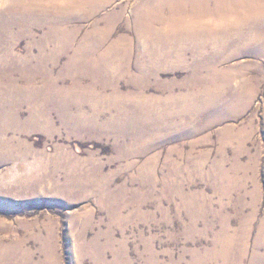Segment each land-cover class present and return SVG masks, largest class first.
I'll list each match as a JSON object with an SVG mask.
<instances>
[{"label":"rangeland","instance_id":"obj_1","mask_svg":"<svg viewBox=\"0 0 264 264\" xmlns=\"http://www.w3.org/2000/svg\"><path fill=\"white\" fill-rule=\"evenodd\" d=\"M165 1L105 0L88 18L69 16L79 28L76 45L112 23L113 68L124 55L117 42L131 43L128 72L115 83L101 79V62L70 61L73 50L54 63L36 62L38 70L28 63V75L39 72L37 103L24 99L20 108L12 99L17 110L11 104L8 112L3 96L16 72L0 64V264H264V0H211L228 11L211 9L202 26L221 29L228 44L217 51L207 43L194 53L186 41L183 59L172 36L190 33L191 16L149 17L142 40L153 45L137 46V12ZM7 4L0 0V13ZM27 43L23 37L7 48L23 53ZM4 48L0 43V54ZM70 66L84 73L61 79ZM141 69L148 70L144 93L133 82ZM172 81L177 93L218 85L217 94L182 116L172 106L137 112V119L118 110L125 101L172 102L165 99ZM56 86H73L71 97L56 95ZM8 115L17 120L4 128ZM129 118L134 125L126 126Z\"/></svg>","mask_w":264,"mask_h":264},{"label":"bare ground","instance_id":"obj_2","mask_svg":"<svg viewBox=\"0 0 264 264\" xmlns=\"http://www.w3.org/2000/svg\"><path fill=\"white\" fill-rule=\"evenodd\" d=\"M1 1L7 2L8 4L2 10L4 14L0 13V31H1L0 43L6 47L2 51V54H0V64L5 65V67L13 66L15 67V70L12 73L16 72L15 73L16 77H13V81L11 82V84H8L10 85L8 93L3 96L4 97L3 105H6V109L8 112L9 110H11L9 106L12 104L11 103L12 99H14V101H16L19 105L21 103L20 108H23V106H25L24 99H26L28 103L36 101L37 91L35 88L36 86L33 85L34 84L33 82L35 78L38 76L39 72L35 71L33 72V75H28L25 72L27 69V64L30 62H33L35 65L34 66L35 69L38 70V68L42 65V63L45 60L46 62L51 61L54 63L58 55H62L65 53L70 54L71 52H73V50H75L77 52L73 56H70V61H86L87 62L86 64H89L90 62L103 63L104 65H102V67L99 68V71L107 75V79H105L104 77H102L101 79L107 81L108 84L115 83L118 79H120L117 78L118 76H124L128 72L129 66L127 65L126 60L124 58L127 56L131 48V43L125 39L124 40L126 42H122L121 39L119 40V42H117L118 44L124 46V55L120 57V64H116L115 67L113 68L114 62L110 57L111 55L110 52L115 51L116 43L115 44H112V42L109 43V38L111 34L110 33L111 25H112L111 22H109L108 25L103 29H99L97 27L93 28L91 31L86 33L85 36L82 38L81 42L76 45V34L79 28L72 25L69 16L71 14L78 13L83 18H88L103 7V5L105 4V0H66L65 1L66 3L64 5L60 4L57 0H1ZM210 2L211 0H177L174 2H171L170 0H166L164 3L161 2L153 3L152 7L145 6V8L147 9L142 14H140V12H137L134 19L135 28H139L143 30L141 31L140 36H137V42H138V43L136 42L137 46H141L145 50L146 48H151V46L153 45V41L151 40H149L148 42L142 40V39H146L143 37H147L145 32H147L149 29L148 27L150 24L148 20L149 17H153L158 21H164L168 18L174 20H183L184 17L186 16H191V19L193 20V26L190 27V33L185 36H179V35L172 36L173 37L172 44L177 45L179 54L181 55L182 59L185 51V47L183 46V43L186 41H190L191 43L190 49L194 50V53L200 52V50L204 49L207 43L214 44V48L217 51L220 50L221 47L227 46L228 40H225L224 38L219 36L221 29H214V28L209 29L205 26H202V19L204 18L205 14L211 11V9H214L213 11L214 14L216 13L221 14L227 12L228 11L227 9L229 8V7L226 8L227 6L225 5H219V7L215 5L214 7H211ZM78 7L81 8V12L77 11ZM121 13H122L121 8H119L116 14L120 15ZM56 17H60L59 21H57ZM61 17L64 20H61ZM138 21H142L143 25H140ZM48 22L49 24H45ZM43 25H48L47 31H44L42 35L41 34L36 35L37 34V32L35 34L36 27L38 28L43 27ZM72 27H75V29ZM14 28H17V31L14 30L15 31L14 32L13 31ZM170 28L172 30V35H174L177 30L176 22H173ZM200 30L203 32L204 34L203 36L205 40H203L202 37L198 36L199 35L198 32ZM215 36H218L219 40L215 38ZM23 37L28 38V43L26 44V48L23 53L13 52L11 48H7L12 43L17 44L18 40L22 39ZM249 38L251 42L255 40V36H250ZM145 43H147L148 45H146ZM261 48L264 51V44L261 45ZM230 50H232V48H230ZM45 52L48 53L45 55ZM36 62L39 63V67ZM178 62L181 63L180 60ZM84 70L85 68H76L74 70V68L70 66L69 70L62 71L60 73L61 76L60 78L63 79L70 75L71 80L73 81L74 73L76 72L84 73ZM87 71L92 72L91 70H87ZM159 71L160 68H157L155 70V73L158 74ZM147 73L148 70L146 69H141L140 71L135 72L133 82L136 83L139 86V88H141L140 89L141 91L143 90L145 85V82L142 81V78L145 75H147ZM24 74L27 76V78L21 80L25 85L22 86L21 84H19V79L22 77V75L24 76ZM213 74H218V72ZM221 76L223 78H226L227 73L221 74ZM48 81L52 82V84L55 83V79ZM175 85H177V83L174 81L170 83L169 85L170 93L167 96H165V99L168 98L166 100H173L172 102L164 103L165 100L163 102H160L161 100H158L159 98L158 99L153 98V101H157L158 103L155 104L153 102V106H152L149 104L148 101H147L148 103L145 102L143 104L140 102L135 103V101L132 103H127V101H125L120 104V107L117 106V108H119L118 110L122 112L130 111L131 114H134L132 115L134 118H136L137 112L144 110H153V112H155V110H157L159 107H161L162 110H165V107L167 106L170 107L172 106L171 107L172 109L175 108L174 111L175 114L180 116H182L184 112L194 114L199 112L203 108V105L205 104L203 101L206 102L208 101L205 100L204 97L206 98L208 97L212 99L214 95L217 94V87H218V85H214L212 87L209 86L205 89L198 90L194 88L193 85H191L193 87V90L189 88V90L185 92L177 93L173 91V87ZM29 88L33 89L34 92L31 93ZM72 88L73 86H70V90L61 89L59 92L58 86H56L55 94L66 98L71 97ZM113 88H114L113 94H116L115 87ZM108 100L115 101L116 99L111 96L109 97ZM36 103L37 101L35 102V104ZM12 107L14 109L16 106L12 104ZM14 110L16 111L17 109ZM36 111H37V105L35 106V109L32 112H36ZM38 114L41 118H43L42 113H38ZM16 116L17 115L4 116L3 118L5 120L2 118V121L5 124L4 128H9L11 124L10 121H13L12 122L13 124L14 120H17L14 119ZM43 116L47 117V114H44ZM134 118H129L127 123L125 122L126 126L127 124L134 125L132 124V122L135 123L137 119ZM147 119L148 118H144V120ZM19 123H21L22 125L24 122L21 121Z\"/></svg>","mask_w":264,"mask_h":264}]
</instances>
